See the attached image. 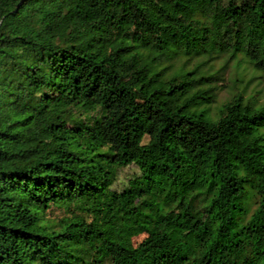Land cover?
<instances>
[{"label":"trees","instance_id":"1","mask_svg":"<svg viewBox=\"0 0 264 264\" xmlns=\"http://www.w3.org/2000/svg\"><path fill=\"white\" fill-rule=\"evenodd\" d=\"M221 53L264 73V0H0V264H264V100L209 112Z\"/></svg>","mask_w":264,"mask_h":264},{"label":"rangeland","instance_id":"2","mask_svg":"<svg viewBox=\"0 0 264 264\" xmlns=\"http://www.w3.org/2000/svg\"><path fill=\"white\" fill-rule=\"evenodd\" d=\"M242 62L241 59L230 58L227 54L222 53L216 54L206 60L204 69L214 72L218 71L222 77L216 81L217 94L209 109L212 115L217 110V106L227 100L233 92L241 90L244 85H247L246 90L248 92H254L258 101L264 100V73L253 72L250 67H247ZM18 127V129H22V126L19 125ZM134 170L133 166L128 170H121L117 177L118 183L126 182ZM57 213H59V210L56 208L50 211L51 215ZM142 237L143 234L134 237L135 242H138Z\"/></svg>","mask_w":264,"mask_h":264}]
</instances>
